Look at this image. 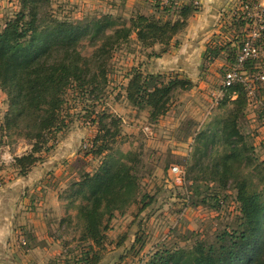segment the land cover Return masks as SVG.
<instances>
[{
    "label": "trees",
    "instance_id": "1",
    "mask_svg": "<svg viewBox=\"0 0 264 264\" xmlns=\"http://www.w3.org/2000/svg\"><path fill=\"white\" fill-rule=\"evenodd\" d=\"M159 4L162 13L171 17L137 13L124 18L106 13L67 20L50 11L51 0H20L19 10L0 29V89L9 102L1 125L2 135L33 141L31 151L15 157L21 175H27L42 160L38 154L50 149V141L67 125L69 91L77 100L99 99L108 83L109 61L119 45L135 36L146 48L159 45L160 50L153 49L149 55L161 57L169 52L176 36L200 9L193 0H167ZM235 16L232 25L240 22L244 26L245 20ZM228 43L209 42L203 53L204 64L223 57ZM253 65L254 62L249 63L247 68L252 70ZM128 77L127 99L139 109L147 108L154 122L168 112L176 91L188 90L194 84L180 73H145L139 67H132ZM226 91L227 99L236 94L230 99L233 107L216 128L202 129L196 134L195 157L200 151V164L199 159L211 157L218 143L224 145V150L211 159L210 172L223 187L235 182L237 222L218 231L212 240L198 239L192 249L159 250L146 264H264V165L251 154L253 146L240 125L248 101L245 85L238 82ZM96 118L98 131L89 152L106 158L97 170L83 173L59 194L60 224L68 233L76 232L71 235L72 241L77 242V249L81 248L74 264L100 263L117 212L124 213L141 192L134 153L125 152L117 162L107 158L120 134L121 119L105 111ZM247 168L253 170L250 176L243 173ZM237 176L241 179H235ZM138 202L140 211L148 207L146 195ZM214 206L219 208L218 198ZM126 237V233L121 235L117 244L124 245ZM137 243L140 248L144 245L142 236L136 235L131 249Z\"/></svg>",
    "mask_w": 264,
    "mask_h": 264
},
{
    "label": "rangeland",
    "instance_id": "2",
    "mask_svg": "<svg viewBox=\"0 0 264 264\" xmlns=\"http://www.w3.org/2000/svg\"><path fill=\"white\" fill-rule=\"evenodd\" d=\"M160 1L166 0H51L50 11L60 19L67 20H82L106 13L124 18L137 13L166 18L170 15L162 13ZM19 8L20 0H0V29ZM228 27L229 29H223V36L216 34L218 36L210 39L213 45L229 42L227 52L208 65L204 64V52H198L197 61L191 66L181 63L184 67L180 70V67L175 65L176 62L150 57L153 49L160 50L159 45L146 48L133 36L130 42L119 45L113 51L109 61L108 83L103 89L104 92L99 94V99L77 100L69 91L66 103L67 125L57 133L55 140L50 141L51 148L38 154L42 160L35 164L38 166L51 161L52 165L40 172L33 170V166L29 173L32 170V173H36V184L33 188L44 185L63 191L71 181L80 179L83 173H93L97 170L106 158L89 152L98 131L95 120L97 114L105 111L121 119L120 134L112 144V155L107 158L117 162L125 152L132 151L138 159L136 172L140 179L141 192L131 200L124 213L118 211L113 219L109 239L119 241L121 235L126 233L127 241L120 245L125 247L120 250L121 253L112 258L109 256L110 260L108 263L105 260V263L146 264L159 250L178 247L192 249L198 239L212 240L218 231L236 224L239 205L236 201L235 182L230 181L223 187L215 180L216 175L213 176L210 172L211 159L224 150V145L218 143L211 157L199 159L200 164L197 162L200 151L195 157L196 134L202 129L216 128L220 119L226 117L233 107L230 99L236 97L235 94L226 98L227 91L223 86V79L225 71L232 66L239 52L244 37V26L239 22ZM132 67H139L145 73H180L193 79L194 84L188 90L176 91L168 112L154 122L150 119L147 108L139 109L133 106L126 97L125 88ZM251 68L248 67V72L253 71L249 70ZM256 85L258 88L255 93L248 95L240 125L248 143L253 146L251 154L255 155L259 162L263 161L264 165V143L259 138L255 126L256 112L264 107V102L261 101L264 96V84ZM8 109V96L0 89L2 188L20 185L14 184L15 179L25 175L19 173L14 159L31 151L33 145V141L27 138H8L2 135L1 125ZM174 164L185 169V180L181 185H177L170 174V167ZM251 172L252 168L243 170L244 175L250 176ZM42 173L44 174L40 178ZM252 176L254 177V173ZM238 178L241 179V176L235 177ZM143 195H146L148 207L140 211L141 203L138 201ZM215 198L219 199V208L214 206ZM47 204L53 205L54 202L48 201ZM133 223H137V226L131 232ZM75 234L76 232L67 233V236ZM77 234L79 235V232ZM136 235L142 236L144 245L140 248V243H137L135 249H131V240L135 239ZM112 246L109 241V247ZM67 261L73 264V256L68 257Z\"/></svg>",
    "mask_w": 264,
    "mask_h": 264
},
{
    "label": "crops",
    "instance_id": "3",
    "mask_svg": "<svg viewBox=\"0 0 264 264\" xmlns=\"http://www.w3.org/2000/svg\"><path fill=\"white\" fill-rule=\"evenodd\" d=\"M193 1L198 3L200 9L189 18L186 29L176 36L175 40L178 42L179 38L180 41L176 45L172 42L169 52L156 57V60L158 58L161 61L165 59L176 62L175 65L180 70L184 67L181 63L186 66L193 65L197 61V53L202 54L210 39L218 36L216 34L224 35L223 29H229L228 25H232L236 17L240 0ZM261 101L264 102V96ZM263 108L256 112L255 126L260 136L258 137L264 143V114H261ZM51 165V161L44 162L34 166L33 170L40 172ZM32 171L19 177L20 179H15L14 184L20 185L0 187V264H69L67 258L73 256L74 259L80 251L75 247L77 242L72 241V236H67L65 226L60 224L59 194L62 191L44 185L33 188L36 184V173ZM48 201L54 204H47ZM135 226L137 223L132 224L131 232ZM109 241L113 245L111 248ZM117 242L108 238L106 255L99 264H107L110 257L121 253L120 250L125 247L119 246Z\"/></svg>",
    "mask_w": 264,
    "mask_h": 264
},
{
    "label": "built area",
    "instance_id": "4",
    "mask_svg": "<svg viewBox=\"0 0 264 264\" xmlns=\"http://www.w3.org/2000/svg\"><path fill=\"white\" fill-rule=\"evenodd\" d=\"M236 11L245 20L244 38L235 63L225 71L223 86L241 82L252 96L256 83L264 84V0H240ZM253 62V71L248 72L247 66ZM170 174L177 185L183 184L186 172L182 166L172 165Z\"/></svg>",
    "mask_w": 264,
    "mask_h": 264
}]
</instances>
